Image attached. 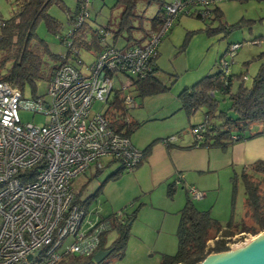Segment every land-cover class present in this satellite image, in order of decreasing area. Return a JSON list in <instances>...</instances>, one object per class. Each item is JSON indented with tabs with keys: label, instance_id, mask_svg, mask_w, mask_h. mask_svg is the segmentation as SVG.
<instances>
[{
	"label": "built area",
	"instance_id": "2783aa9c",
	"mask_svg": "<svg viewBox=\"0 0 264 264\" xmlns=\"http://www.w3.org/2000/svg\"><path fill=\"white\" fill-rule=\"evenodd\" d=\"M78 1L72 29L63 38L67 48L73 29L88 16L90 0ZM220 1L171 0L145 42L128 49L106 44L101 30L103 49L93 53L94 61L84 65L77 57L79 68L69 62L57 68L46 81L45 94L24 97L23 91L0 81V264H56L66 255L95 254L111 223L90 217L87 208L75 203L71 182L90 168L102 171L104 159L132 171L145 157L110 125L106 114L113 109L114 92L122 93L125 111L133 108L132 82L151 72L158 46L178 14L196 11L209 18V8ZM4 24L0 17V27ZM240 46H228L219 70L228 72L224 57L228 54L232 60ZM94 102L106 109L91 115ZM20 112L43 115L46 122L22 123ZM124 117L127 122L126 112ZM204 128L200 123L190 129L193 141L201 140ZM175 139L169 136L161 142L168 145ZM181 181L178 175L174 184ZM185 190L191 200L204 197L194 186Z\"/></svg>",
	"mask_w": 264,
	"mask_h": 264
},
{
	"label": "rangeland",
	"instance_id": "374dc122",
	"mask_svg": "<svg viewBox=\"0 0 264 264\" xmlns=\"http://www.w3.org/2000/svg\"><path fill=\"white\" fill-rule=\"evenodd\" d=\"M62 1L64 8L53 5L49 8L48 14L61 24L59 35L64 38L72 29V26L67 24L68 16L65 12L66 9L74 10L76 0ZM163 1L169 2L171 0ZM10 4L11 1L9 0H0V15L3 19L10 17L11 10L13 13L14 7L11 9ZM218 7L223 11H221L223 13L222 22L230 28L226 33L221 35L211 34L209 36L203 28L210 25V20L205 19L203 21V19L178 14L172 27V29H176L177 34L172 37V41L165 36L158 46L160 52L159 64L167 72L187 70L185 74L189 73V75L197 74L200 66L211 64L208 73L212 74L217 71L215 62L226 52L227 45L229 43H241L232 60H230L231 58L227 53L224 58L229 63L228 73L235 76L245 75L244 85L248 86L260 63L255 58L264 53V0H221ZM157 9V2H153L149 6H146L143 2L139 3L137 13L144 12L145 27L148 26V19L156 14ZM87 10L86 24L89 29L98 30L109 24L110 29L116 30L121 12L120 7H116V0H90ZM210 27L214 30L218 29V21L211 22ZM186 31L188 32L186 33ZM35 32L37 37L48 45L53 54L65 55L67 46L60 41L59 36L48 32L43 22L37 24ZM111 36V32L106 34L105 43L112 45ZM185 36H189V40L187 45L182 48ZM114 45L115 47H122L124 40L118 38ZM77 56L84 65L91 64L95 59L92 51L84 49H80ZM68 61L75 67H80L73 55L70 56ZM163 77H167V75H163ZM236 86L237 83L233 85V90L236 89ZM45 88L46 82L38 83L35 94H45ZM32 95L31 90L25 88L24 97H31ZM132 95L134 96L135 105L125 111L126 116L130 115L135 121L149 120L131 134V141L135 142L138 148H141V143H144L145 140L150 141L166 136L164 135L166 125L162 123V120H159V117L163 115V108L160 109V105L163 102L171 101L172 97L170 93H163L141 101L139 97H136L135 91H132ZM216 97L220 100V107L225 109L229 103L228 99L225 98L224 100L219 95H216ZM141 102L143 103L139 106ZM105 109L106 106H103L100 102H94L91 107V115ZM204 110L205 108L202 107L194 117L192 116L191 122L194 119L196 120L197 117L202 120V111ZM19 116L22 123L31 122L35 125H43L46 122L45 116L39 114L33 115L29 112H20ZM185 128L180 137L173 135L176 138L175 143L185 137H189L191 141L194 140L188 129V123ZM258 130H264V125H255L250 131L256 133ZM226 149L218 148L221 154H218L215 158L213 165L215 170L203 172V176L200 177L201 183L197 187L199 190L196 189L203 191L204 197L199 200H192V202L199 211H209L211 217L217 220L221 226H225L229 221H234V223L242 221L249 226L252 222L244 218L245 196L239 175L243 164H245L243 162L244 155L239 149H234L233 152L229 153L231 154V163H226L224 159L228 155ZM249 149L253 150V147L250 146ZM254 160L252 158L249 161ZM114 166L120 168L118 164ZM111 169L105 167L96 176H94L93 170L90 169L71 182L73 193L80 201L95 195L93 201L87 207L92 218L97 215L104 218L109 214L122 210H125L124 213L127 214L132 213L135 209L138 210L130 226L123 258L120 260L111 259L109 264H161L164 256H172L176 253L179 211L184 206L188 195L183 186L187 189L191 185H183L182 182L175 183V192L172 195L167 194L165 185L162 192L159 193V189H154L145 195L142 194L141 197L135 200V198H132L135 182L132 177H129L134 169L132 171H122L116 179L109 178ZM236 173L237 180L233 192V184L230 178ZM175 180L176 178L173 182ZM261 234H264V231L255 235L241 232L229 240L227 251L243 247ZM116 236V232H109L106 237V246L111 244ZM212 243V241L208 242L210 246H212Z\"/></svg>",
	"mask_w": 264,
	"mask_h": 264
},
{
	"label": "trees",
	"instance_id": "16d2710c",
	"mask_svg": "<svg viewBox=\"0 0 264 264\" xmlns=\"http://www.w3.org/2000/svg\"><path fill=\"white\" fill-rule=\"evenodd\" d=\"M11 1V15L0 27V81H5L15 88L24 92L29 88L33 95H36L37 84L46 82L53 72L66 64L73 54V58L78 57L80 49L96 53L103 49L101 43V33L111 32L112 45L118 38L124 40L122 48L128 49L133 45H141L145 42L149 31L157 28L162 17L164 7L169 2L163 0H116V7H120L121 12L118 18L116 30L110 29L108 25L98 30L89 29L86 20L78 27L73 29L71 46L67 48L64 57L53 54L48 45L37 37L35 29L37 24L43 22L48 32L60 37V41L66 44L61 35V24L48 14L51 6L56 5L64 8L62 0H9ZM242 1V0H239ZM149 6L157 2L158 9L156 14L148 19V27L144 26V12L137 13L139 3ZM79 7V1L76 0L73 11L66 9L67 24L74 23ZM210 17L202 18L196 11H192L187 16L198 19L218 21V29H212L210 25L203 28L207 35L226 33L228 28L222 22L223 13L218 5L209 8ZM150 29V30H149ZM230 29V28H229ZM89 33V35H88ZM182 48L187 45L189 36H185ZM107 44V43H106ZM235 43H229L226 47ZM241 44V43H238ZM117 48V47H116ZM225 54V53H224ZM224 54L215 62L217 71L199 79L192 86L183 89L178 99L181 109L187 117L191 118L202 107L204 110L205 128L202 132L200 141H193V146L202 148H220L225 150L232 143L251 138L260 133H252L250 130L255 125H264V53L258 55L255 60L260 61L256 74L248 86L244 85L245 75H231L219 70V62ZM158 68L152 65V70L147 77L133 80L132 89L137 92V97L159 94L167 91L169 88L162 84L157 78ZM176 76H174L175 78ZM237 87L233 90V85ZM120 90H115L112 106L106 114L111 127L119 134L126 137L135 132L140 124L131 121H125V110L121 105ZM219 95L222 99H228V106L225 109L220 107ZM195 125H191L192 129ZM247 133V135H246ZM264 134V130H262ZM173 136V135H172ZM169 137V136H168ZM167 138V137H166ZM163 138L160 141L166 139ZM168 144L167 146H171ZM152 144L144 151V156L150 151ZM119 170L113 173L109 178L116 179L121 172ZM101 171H97L99 174ZM240 179L244 189V218L249 219L252 224L247 226L242 221L234 223L229 221L225 226H221L217 220L211 217L209 211H199L193 204L189 196L182 209L179 211V223L176 231L177 250L172 256H164L161 264H200L209 254L227 251L229 240L241 233L257 234L264 231V161L258 160L245 166L240 172ZM232 181L233 192L237 173L230 178ZM175 192V184L172 182L167 187V194L172 195ZM95 195H92L83 201H80L75 195V203L82 204L85 208L93 201ZM118 215L113 213L106 218L111 223L109 232H116V238L111 244L106 246L107 233L103 234L100 240L98 250H110V254L100 263L92 260L94 254L90 256L66 255L56 264H109L111 259L120 260L124 256L127 239L131 223L138 212L135 209L132 213ZM212 241V246L208 244Z\"/></svg>",
	"mask_w": 264,
	"mask_h": 264
},
{
	"label": "crops",
	"instance_id": "0c3cea01",
	"mask_svg": "<svg viewBox=\"0 0 264 264\" xmlns=\"http://www.w3.org/2000/svg\"><path fill=\"white\" fill-rule=\"evenodd\" d=\"M187 32L188 31H186V33ZM176 34H177L176 29L171 28V30L166 34V36L169 38L170 41H172V37ZM117 48H122V47H117ZM159 56H160V52L158 48L157 55L154 59V65L159 70L158 74L156 75V78L162 84L166 85L169 88L167 91L163 93H170L172 97L171 101H167L166 103L163 102L160 105V109L163 108L162 109L163 115L159 117V120H162L163 121L162 123L166 125L164 127L165 129L164 135L166 136L158 137L150 141L145 140L144 143H141V148H138L136 143L131 141V135L129 137L131 144L136 149H139L141 151H144L149 145L152 144L150 151L146 154L143 161L133 170L132 174L129 175V177H132L135 182V188L133 187L134 191L132 196V198H135V200L141 197L142 194L145 195L147 192H150L154 189H159L158 192L160 193L163 191L165 185H166L165 188L167 190L168 185L173 182L174 178H176V175L182 176L181 182L183 183V185L189 184L191 186H194L195 188L199 187L200 186L199 184L201 183L200 177L203 176V172H209L210 170L211 171L215 170L213 166L215 163V158L218 154L219 155L221 154L218 148H202L198 146H193V141H191L189 137H185L183 140L179 141L178 143H175L176 140L175 139L174 142L171 143L172 145L169 147L160 141L161 139L172 135H175L176 137H180L182 132L186 129L185 126L187 123L189 125L188 128L189 130L191 125H198L200 123H203L204 111H202L203 113L202 120H200L199 117H197L196 120L194 119L193 122H191L190 120L191 118L187 117L185 112L181 109L178 95L183 89L192 86L199 79L206 76V74H209L208 72L211 68V64L209 63L210 65L200 66L198 73L197 74L195 73L193 75H189V73L185 74L187 70L182 72L176 70L172 72L171 71L167 72L159 64ZM163 75H167V77H163ZM174 76L176 77L174 78ZM163 93L146 96L140 99L142 101L147 98H150L151 96H157ZM136 97H137V92H136ZM142 103L143 102H141L139 106L142 105ZM195 114L193 115V117L195 116ZM128 120L131 122L139 123L140 124L139 128H141V126L144 123L149 121L144 119L140 121H135L130 117V115L128 116ZM167 122L169 123L168 125ZM256 133H260V134L255 135L254 137L251 138H245L243 140H239L237 144L231 146L229 145L228 148L226 149L227 150L226 152L228 153L227 158H224L226 163H231V158H230L231 154L229 153L231 151L233 152L234 149H239L240 152H243L244 155L243 162H245V164H243L242 169L245 166L252 164L258 160L264 161V134H262L261 130H258ZM250 146L253 147L254 151L249 149ZM247 156L249 157L248 159ZM250 158L251 159L253 158L256 161L255 160L249 161L251 160ZM104 162L106 163L105 167L112 168L110 175L116 173L121 169L119 167L116 168L114 166L116 163H112V162L110 163L109 160L107 159H104ZM90 169L93 170L94 176L98 175L93 168ZM183 188L185 190L184 186ZM200 192L204 194L203 191Z\"/></svg>",
	"mask_w": 264,
	"mask_h": 264
},
{
	"label": "water",
	"instance_id": "95a60500",
	"mask_svg": "<svg viewBox=\"0 0 264 264\" xmlns=\"http://www.w3.org/2000/svg\"><path fill=\"white\" fill-rule=\"evenodd\" d=\"M110 250H98L92 257L95 263L102 262ZM200 264H264V234L249 244L230 251L209 254Z\"/></svg>",
	"mask_w": 264,
	"mask_h": 264
}]
</instances>
